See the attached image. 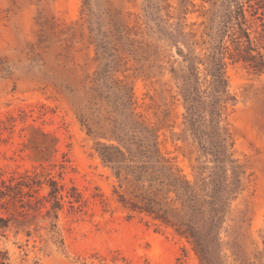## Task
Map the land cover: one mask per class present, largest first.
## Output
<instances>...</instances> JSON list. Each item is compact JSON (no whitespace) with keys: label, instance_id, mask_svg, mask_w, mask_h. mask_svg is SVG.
<instances>
[{"label":"rangeland","instance_id":"obj_1","mask_svg":"<svg viewBox=\"0 0 264 264\" xmlns=\"http://www.w3.org/2000/svg\"><path fill=\"white\" fill-rule=\"evenodd\" d=\"M234 1L0 0L8 264H264V68L226 57L225 89L211 73L217 45L232 47L222 30ZM247 4L264 60V8ZM155 140L189 179L214 172L227 185L203 254L175 228L130 214L98 153ZM49 179L65 184L60 209Z\"/></svg>","mask_w":264,"mask_h":264},{"label":"trees","instance_id":"obj_2","mask_svg":"<svg viewBox=\"0 0 264 264\" xmlns=\"http://www.w3.org/2000/svg\"><path fill=\"white\" fill-rule=\"evenodd\" d=\"M246 4L235 0L226 8L223 15L222 34L229 38L231 49L223 41L217 45L213 54L211 73L215 86L225 89V58L254 64L259 70L264 68L262 55L257 52L249 32V19L246 16ZM256 5L247 4L255 10L264 8V0H256ZM256 51L257 53H253ZM98 153L105 165L114 170L119 181L115 189L118 201L130 214H141L151 217L162 225L171 226L190 239L200 253H205L208 238H216V230L222 220V212L226 201L224 194L227 185L220 176L212 172L209 178L196 177L194 180L183 173V169L176 166L174 158L161 154L159 144L144 142L137 145V149L122 148L115 144H102ZM53 198V207L60 209L64 198L60 192L65 184L49 179ZM40 184V180H33ZM72 208L82 210L87 200L76 187L67 190ZM17 194H22L19 191ZM16 194V195H17ZM60 195V196H59ZM20 197V195H19ZM105 204V200L102 199ZM2 226H7V220L0 217ZM7 252L0 250V264H8ZM207 260V258H204Z\"/></svg>","mask_w":264,"mask_h":264}]
</instances>
